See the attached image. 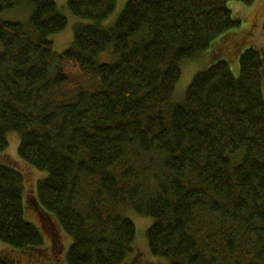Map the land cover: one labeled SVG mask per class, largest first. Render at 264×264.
Listing matches in <instances>:
<instances>
[{
	"label": "trees",
	"instance_id": "trees-1",
	"mask_svg": "<svg viewBox=\"0 0 264 264\" xmlns=\"http://www.w3.org/2000/svg\"><path fill=\"white\" fill-rule=\"evenodd\" d=\"M232 1L257 0H128L106 28L117 0H66L90 23L56 55L68 20L55 0H0V16L32 7L27 24L0 17V152L17 133L20 158L48 173L38 202L73 240L67 264H125L126 209L154 220L150 252L169 264H264L262 53L246 49L238 77L216 62L172 100L181 64L242 25ZM110 48L115 62H98ZM23 189L0 163V241L30 252L44 240Z\"/></svg>",
	"mask_w": 264,
	"mask_h": 264
},
{
	"label": "rangeland",
	"instance_id": "rangeland-1",
	"mask_svg": "<svg viewBox=\"0 0 264 264\" xmlns=\"http://www.w3.org/2000/svg\"><path fill=\"white\" fill-rule=\"evenodd\" d=\"M127 1L117 0L114 13L101 25L106 28L113 27ZM55 2L58 10L68 20V25L64 31L50 37L54 52L58 55L72 46L75 26L90 23V21L74 16L69 11L66 0H55ZM26 4L8 10L0 17L27 24L32 14V7L29 5L27 7ZM229 7L233 12V16L242 20V25L224 33L198 57L186 60L181 64L182 77L177 85L173 101H181L195 75L207 70L218 61H227L234 76L238 77L240 74V56L246 49L255 47L262 53L264 58V0H257L251 6L232 1L229 3ZM116 59L117 57L110 48L98 57V62L113 63ZM8 141V148L0 152V163L10 165L22 173L24 178V213L27 220L38 227L44 244L41 249L26 252V250L14 249L0 241V254H5L19 264H67L66 255L73 240L61 229L58 220L53 215L45 213L38 202V183L48 177V173L30 166L20 158L18 154L20 136L17 133L8 134ZM240 154L235 157V160H240ZM125 216L130 218L136 225V236L132 251L128 254L125 264H169L168 259L155 257L150 252L146 232L154 220L140 216L131 209L125 210Z\"/></svg>",
	"mask_w": 264,
	"mask_h": 264
}]
</instances>
